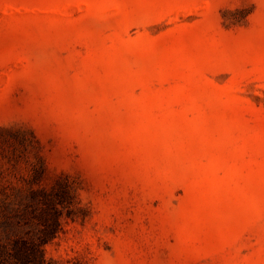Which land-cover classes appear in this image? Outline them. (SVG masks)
Wrapping results in <instances>:
<instances>
[{"label": "rangeland", "instance_id": "obj_1", "mask_svg": "<svg viewBox=\"0 0 264 264\" xmlns=\"http://www.w3.org/2000/svg\"><path fill=\"white\" fill-rule=\"evenodd\" d=\"M21 238L264 264V0H0V254Z\"/></svg>", "mask_w": 264, "mask_h": 264}, {"label": "trees", "instance_id": "obj_2", "mask_svg": "<svg viewBox=\"0 0 264 264\" xmlns=\"http://www.w3.org/2000/svg\"><path fill=\"white\" fill-rule=\"evenodd\" d=\"M55 226L58 222L54 221ZM35 243L29 239H17L11 249H4L0 254V264H47L43 246L48 243Z\"/></svg>", "mask_w": 264, "mask_h": 264}]
</instances>
